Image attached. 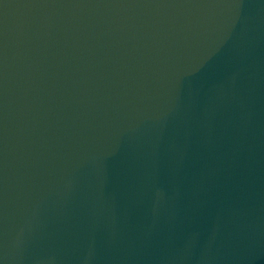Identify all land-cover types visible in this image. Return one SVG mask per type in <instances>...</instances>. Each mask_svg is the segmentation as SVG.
<instances>
[{"label":"water","instance_id":"1","mask_svg":"<svg viewBox=\"0 0 264 264\" xmlns=\"http://www.w3.org/2000/svg\"><path fill=\"white\" fill-rule=\"evenodd\" d=\"M0 264H264V0H0Z\"/></svg>","mask_w":264,"mask_h":264}]
</instances>
